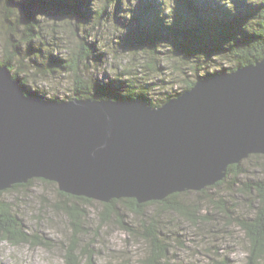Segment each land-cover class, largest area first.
<instances>
[{"label":"water","instance_id":"1","mask_svg":"<svg viewBox=\"0 0 264 264\" xmlns=\"http://www.w3.org/2000/svg\"><path fill=\"white\" fill-rule=\"evenodd\" d=\"M251 154L264 155V58L156 107L33 96L0 66V191L38 178L103 203L161 201L223 180Z\"/></svg>","mask_w":264,"mask_h":264},{"label":"trees","instance_id":"2","mask_svg":"<svg viewBox=\"0 0 264 264\" xmlns=\"http://www.w3.org/2000/svg\"><path fill=\"white\" fill-rule=\"evenodd\" d=\"M134 1L137 2V9L125 6V0H0V42L4 41L0 45V66L9 67L12 77L20 81L26 93L32 92L31 80L35 78L67 73L72 77L74 90V96H71L70 100H143L156 107L193 87L197 79H191L186 74L183 79L184 89L175 94L170 93L160 102L151 96L155 85L140 72L122 68L115 70L111 75L112 73L108 74L104 69L101 74L106 76L105 81L91 73L92 69H101L109 54L100 34L96 33L94 37L92 31L101 29L102 24L109 22L113 15L119 22L124 18H134L121 30L127 32L129 41L140 51H150L165 57H174L176 52L182 51L191 53L192 59L187 65L199 78L230 72L264 58V0L251 1L246 5H242L240 0H225L229 3L227 7L218 4V0H204L202 5L196 0H174L170 7L166 5L168 1L164 0L159 5L155 0ZM138 2H141V5ZM179 3L184 4L183 10H175L174 5ZM50 10L58 11L70 20L74 38L72 46L62 45L63 42L58 40L57 35L43 32L38 16ZM88 36L94 39L90 41ZM159 47L164 49L160 50ZM219 64L221 69L209 71L210 67ZM143 66L154 71L163 68L157 66L153 58L148 60V65ZM178 67L180 68L176 66ZM203 69L207 75L201 74ZM182 73L187 72L184 69ZM31 94L44 98L39 95V91ZM52 99L64 101L54 97ZM245 171L241 163L233 164L228 167L227 176L232 173L235 180H238ZM36 179L38 178L16 184L6 190L30 186ZM224 181L225 179L220 180L209 187L220 186ZM209 187L199 192L203 193ZM6 190L0 191V239L13 245L28 243L32 246H50L51 243L42 235L29 233L25 229L23 220L13 212V206L2 199ZM239 190L250 196V206L254 210L253 216L236 218V223L245 233L248 243L246 264H263L264 177L245 183ZM184 193L185 191L176 192L164 200L146 203H138L134 198L114 199L103 203L98 218L101 226L115 220L125 232L137 235L145 242L147 251L141 264H175L172 261L173 247L167 240V235L163 233L160 216L164 212H176L186 216L193 223L199 222L200 215L194 212L190 205L180 201ZM60 194L65 199L55 203V207L66 215L71 228L63 248L64 264H92L94 251L89 245L82 246L81 240V236L88 235L91 231L86 225L90 213L83 205L91 203L92 199L64 192ZM118 203H122L129 212L141 217L138 228L125 220V214L116 207ZM155 203L161 206L160 211L157 215H148L146 207ZM216 203L221 211L233 214L225 201ZM217 264L226 262L223 260Z\"/></svg>","mask_w":264,"mask_h":264},{"label":"rangeland","instance_id":"3","mask_svg":"<svg viewBox=\"0 0 264 264\" xmlns=\"http://www.w3.org/2000/svg\"><path fill=\"white\" fill-rule=\"evenodd\" d=\"M155 1L159 5L163 0ZM164 1H168L166 5L170 7L174 0ZM196 1L200 5L204 3V0ZM218 1V4L223 7L229 4L225 0ZM240 1L242 5L251 1L260 2V0ZM139 4L141 5V2ZM214 4L218 5L216 2ZM126 5L137 9V2L134 0L130 2L125 0ZM174 7L175 10H183L184 4L179 3ZM186 10L188 11V8ZM38 18L42 23L43 32L57 35L58 40L63 42L62 45H73L72 24L65 15L50 10ZM133 19V17L124 18L119 22L113 15L109 22L102 24L101 29L92 31L94 37L96 33L100 34L109 54L106 56L107 62L101 66V69L99 67L92 69L91 73L105 81L106 76L101 74L104 69L108 74L122 68L140 72L143 77L149 78L150 82L155 85L156 88L153 89L151 96L160 102L165 100L170 93L175 94L184 89L183 79L186 74L191 79H202L197 77L194 70H190L187 65L192 59L191 53L182 51L176 52L174 57L172 55L165 57L158 53L136 49L135 45L129 41L127 32L121 30ZM22 29L23 27L21 31ZM88 38L90 41L94 39L89 36ZM1 43L3 44L4 41L1 40L0 45ZM159 49L164 48L159 47ZM152 58L157 62V66L163 68L154 71V69L143 66L148 65V60ZM220 65H213L209 71L215 72L221 69ZM184 69L187 72L185 74L182 73ZM201 74L207 75L204 69ZM31 81V93L39 91V95L45 99L53 100L52 97H54L65 101L74 96L72 77L67 73L49 75L45 78L38 77ZM253 155L256 154H251L242 160L241 164L246 171L237 178L238 180H235L231 173L226 175L224 183L220 186H208L209 188L203 193L186 190L180 197L182 203L190 205L192 210L200 215L199 222L193 223L186 216L176 212H164L160 216L163 233L167 235V240L173 247L172 261L175 264H217L223 260L226 264L247 263L248 243L245 233L236 223V218L253 216L254 212L250 206V196L243 193L244 191L241 192L240 187L247 182L264 177L263 154H257L261 155L258 157ZM60 192L56 183L41 179H36L30 186L4 191L2 199L13 206V212L23 220L25 229L29 233L42 235L51 244L50 246H32L28 243L13 245L0 239V264H64L63 248L70 236L71 228L66 215L55 207V203L65 199ZM217 201H225L233 214L221 211L217 207ZM83 207L90 213L86 225L91 230V234L81 236V240L82 246L89 245V248L94 251L92 264H141L147 251L145 242L137 235L125 232L115 220L101 226L98 214L103 209V202L92 199L91 203L84 204ZM116 207L125 214V220L128 223L138 228L141 222L139 215L129 212L122 203H118ZM160 208L161 206L155 203L146 207L145 211L148 215H157Z\"/></svg>","mask_w":264,"mask_h":264}]
</instances>
